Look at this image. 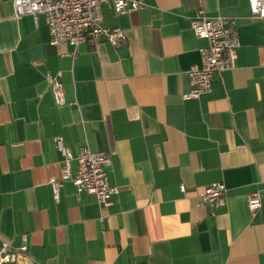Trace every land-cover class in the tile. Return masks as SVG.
<instances>
[{"label":"crops","instance_id":"crops-1","mask_svg":"<svg viewBox=\"0 0 264 264\" xmlns=\"http://www.w3.org/2000/svg\"><path fill=\"white\" fill-rule=\"evenodd\" d=\"M144 1L124 15L102 6L122 44L75 48L52 46L43 16L17 19L0 0V246L26 242L31 264H264V19L248 0ZM200 9L234 20L239 47L212 92L187 100L208 43L192 28ZM57 138L75 157L85 145L110 154L112 205L71 182L54 197ZM215 182L226 206H196Z\"/></svg>","mask_w":264,"mask_h":264},{"label":"built area","instance_id":"built-area-1","mask_svg":"<svg viewBox=\"0 0 264 264\" xmlns=\"http://www.w3.org/2000/svg\"><path fill=\"white\" fill-rule=\"evenodd\" d=\"M106 3H111L118 15L145 7L144 0H13L17 19L30 15L38 25L40 17L43 16L49 30L50 44L70 45L75 48L81 44H95L102 40L119 46L125 40V32L121 28L110 29L102 26V6ZM248 4L252 19H264V0H248ZM192 28L198 38L208 43L199 50L201 64L193 65L187 72L192 85L191 91L184 96L187 100L199 99L202 95L212 92L215 76L236 67V52L239 47L236 22L225 16L209 17L200 9L192 21ZM46 77L56 102L63 105L65 101L61 83L50 74ZM56 143L63 157V168L61 179L50 180L54 197L58 200L64 183L71 182L78 195L88 192L96 196L100 205H112L113 198L120 190L109 183L107 169L112 165L110 154L94 151L85 145L75 157L71 148L63 144L62 139L57 138ZM75 159L78 168L74 171L72 162ZM180 190L185 193L186 187L181 185ZM226 204L227 186L222 182H215L202 189L196 206H209L216 210ZM248 207L253 213L261 207L259 192L248 197ZM27 250L26 242L15 248L4 241L0 246V264H31L26 255Z\"/></svg>","mask_w":264,"mask_h":264}]
</instances>
